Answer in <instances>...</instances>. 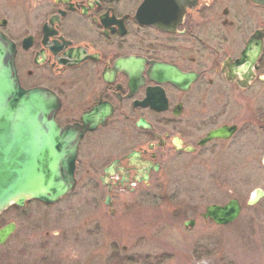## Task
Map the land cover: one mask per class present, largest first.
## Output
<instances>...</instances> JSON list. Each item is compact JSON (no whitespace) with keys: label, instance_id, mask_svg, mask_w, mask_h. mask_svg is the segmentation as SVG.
Instances as JSON below:
<instances>
[{"label":"flooded vegetation","instance_id":"obj_1","mask_svg":"<svg viewBox=\"0 0 264 264\" xmlns=\"http://www.w3.org/2000/svg\"><path fill=\"white\" fill-rule=\"evenodd\" d=\"M27 14L0 26L21 86L58 97L62 128L107 114L79 141L74 176L87 160L110 213L157 176L227 169L229 149L264 148V0H32ZM219 130L228 137L208 139Z\"/></svg>","mask_w":264,"mask_h":264},{"label":"rangeland","instance_id":"obj_2","mask_svg":"<svg viewBox=\"0 0 264 264\" xmlns=\"http://www.w3.org/2000/svg\"><path fill=\"white\" fill-rule=\"evenodd\" d=\"M31 3L0 0V20H8L14 31ZM252 143L240 155L235 148L227 151L234 154L227 169L213 164L210 173L195 169L188 176H157L134 195L120 192L119 200L129 206L117 203L114 213L103 204L106 192L98 176H84V159L76 190L60 203L47 207L31 201L0 215V227L17 226L0 246V264H264V198L245 205L255 190H264V148ZM235 157L242 160L237 164L242 176H236ZM232 199L245 209L231 224L217 226L201 217L207 207Z\"/></svg>","mask_w":264,"mask_h":264},{"label":"water","instance_id":"obj_3","mask_svg":"<svg viewBox=\"0 0 264 264\" xmlns=\"http://www.w3.org/2000/svg\"><path fill=\"white\" fill-rule=\"evenodd\" d=\"M15 55V45L0 32V214L11 206L22 208L32 200L52 205L71 193L76 186L79 141L85 132L103 125L107 117V114L84 117V126L78 128L59 126L55 121L60 108L58 97L45 89L22 88ZM215 137L228 135L219 130L208 139ZM263 196L258 189L249 205ZM239 214V204L233 199L225 206H209L203 217L227 225ZM14 228L9 224L0 229V245Z\"/></svg>","mask_w":264,"mask_h":264}]
</instances>
